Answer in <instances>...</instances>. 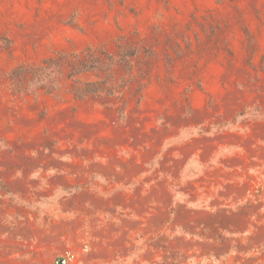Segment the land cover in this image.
<instances>
[{
    "label": "rangeland",
    "instance_id": "obj_1",
    "mask_svg": "<svg viewBox=\"0 0 264 264\" xmlns=\"http://www.w3.org/2000/svg\"><path fill=\"white\" fill-rule=\"evenodd\" d=\"M125 200L78 263L264 264V0H0V264Z\"/></svg>",
    "mask_w": 264,
    "mask_h": 264
},
{
    "label": "crops",
    "instance_id": "obj_2",
    "mask_svg": "<svg viewBox=\"0 0 264 264\" xmlns=\"http://www.w3.org/2000/svg\"><path fill=\"white\" fill-rule=\"evenodd\" d=\"M107 202V201H106ZM62 210L55 213L49 211V215L57 214V217L64 216L65 221H51L43 224V227H37L38 231H42V235L37 237L36 252L38 254L54 255L64 250L65 247L74 251L77 255H86L92 252V243L97 239L93 237V231H98L103 235H108L109 227H112L114 232L127 233L126 239L133 240L135 232H141L145 235V239H149L151 234L155 233L156 229V215L157 203L155 200H141L139 206L133 207L132 201L125 200L124 205L113 202H107L105 206L101 207L99 211V226L92 227L91 215L84 217V220L89 223L76 222V210H74L75 202L67 201L61 203ZM66 209V210H64ZM106 238H98L101 244ZM59 256V255H58ZM54 261V260H53ZM48 264H54L48 263ZM74 264H89L78 263Z\"/></svg>",
    "mask_w": 264,
    "mask_h": 264
},
{
    "label": "built area",
    "instance_id": "obj_3",
    "mask_svg": "<svg viewBox=\"0 0 264 264\" xmlns=\"http://www.w3.org/2000/svg\"><path fill=\"white\" fill-rule=\"evenodd\" d=\"M77 261V255L74 251L67 249L61 255L54 259V264H74Z\"/></svg>",
    "mask_w": 264,
    "mask_h": 264
}]
</instances>
